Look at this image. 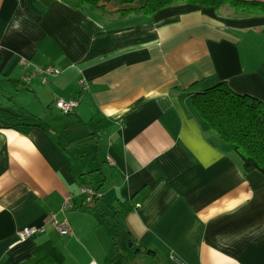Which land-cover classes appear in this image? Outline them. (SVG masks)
<instances>
[{
    "label": "crops",
    "instance_id": "obj_1",
    "mask_svg": "<svg viewBox=\"0 0 264 264\" xmlns=\"http://www.w3.org/2000/svg\"><path fill=\"white\" fill-rule=\"evenodd\" d=\"M146 1L0 0V108L22 120L0 128V264H264V176L192 108L221 82L264 102V16L119 13Z\"/></svg>",
    "mask_w": 264,
    "mask_h": 264
},
{
    "label": "trees",
    "instance_id": "obj_2",
    "mask_svg": "<svg viewBox=\"0 0 264 264\" xmlns=\"http://www.w3.org/2000/svg\"><path fill=\"white\" fill-rule=\"evenodd\" d=\"M67 5L83 10H103L100 0H61ZM136 0H119L121 5H132ZM176 4L197 5L219 9L230 6L237 16H264V2L255 0H147L139 9H123L122 17L142 14L149 17ZM192 108L198 118L213 129L219 138L234 146V153L244 174L258 171L264 176V102L258 98L235 92L227 82H221L192 96ZM70 115V114H69ZM22 125L21 117L0 108V128ZM121 254H116L111 264H125ZM35 264H59L51 256Z\"/></svg>",
    "mask_w": 264,
    "mask_h": 264
},
{
    "label": "built area",
    "instance_id": "obj_3",
    "mask_svg": "<svg viewBox=\"0 0 264 264\" xmlns=\"http://www.w3.org/2000/svg\"><path fill=\"white\" fill-rule=\"evenodd\" d=\"M21 65L24 66L25 68L28 67L27 62L22 61ZM60 74V71L58 69H55L53 67H45V68H41V69H35L31 72L30 75H28L25 78V81H28L31 77H35L37 75H43V82L46 83L47 82V77L48 76H57ZM81 85L82 87L85 89L87 87V85L85 84V82L83 80H81ZM79 101L78 100H70V101H64V100H56L55 102V108L57 110H59V112L63 115H69L71 113L74 112L75 108L78 106ZM110 164H113V162L111 160H109ZM80 192L82 194H84L86 196V201L91 203L95 198L99 197L100 194H98L94 189H91L87 186H82L80 188ZM52 225L54 226V228L61 234H66L68 233V229L64 224H61L55 220L52 221ZM42 231V229L40 228H29V229H25L22 232H20V236L22 238H28L34 234H36L37 232ZM175 261L178 264H185L179 260Z\"/></svg>",
    "mask_w": 264,
    "mask_h": 264
}]
</instances>
